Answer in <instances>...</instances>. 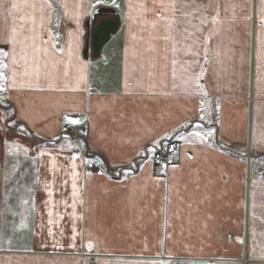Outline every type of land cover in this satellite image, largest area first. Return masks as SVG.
I'll return each instance as SVG.
<instances>
[{
	"label": "crops",
	"instance_id": "obj_1",
	"mask_svg": "<svg viewBox=\"0 0 264 264\" xmlns=\"http://www.w3.org/2000/svg\"><path fill=\"white\" fill-rule=\"evenodd\" d=\"M67 2L72 11H76L75 4H83L80 11L84 36L80 55L94 65L89 77L92 95L87 91L13 93L12 101L5 105H15L17 110L22 106L29 114L28 121H20L25 124V132L10 134V139L33 149L39 145L58 154V168L55 173L49 171L48 157L38 158L33 165L22 155L13 156L6 146H0V264H149L161 259L170 260L171 264H264V58L259 61L258 70L256 56L260 46L256 17L250 22L241 19L256 11L258 0H252V9L237 7V22L232 31L214 37L209 45L208 63L191 54L200 50L194 38L185 40L178 34L184 28L195 32L193 26H199V14L193 8L184 9L191 12V16L175 13L173 35L180 41L176 58L181 63L188 62L185 66L189 74L199 73L203 66L205 73L200 81L203 91L194 83L188 94L181 87L173 89L171 76L160 75L165 61L159 59L167 54L171 60L173 54L164 52L163 41H156L158 51L144 53L145 60L157 58L156 75L151 80L146 74L143 77L145 87L148 83L158 85L155 95L135 88V75L129 83L136 94H122L126 0H117L120 8L113 7L111 0L96 6L95 9L114 10L99 15L96 23L102 19H118L116 32L97 56H93L91 47L84 52L86 37L94 25L91 14L95 9L89 4L95 0ZM181 2L190 4L191 0H177L178 4ZM196 2L207 4L209 0ZM231 2L243 5L244 0ZM149 7H155L151 0ZM207 14L212 15L213 9H207ZM18 15L15 10L9 15L0 9V35L18 23ZM168 15L172 17L173 13ZM61 26H64L63 21ZM144 36L147 39V32ZM218 45L219 56L213 51ZM197 60L200 64L195 63ZM129 63H135L131 56ZM69 80L71 83V77ZM176 83L183 85L179 67ZM98 92L108 97L114 95L117 99L101 110ZM202 100L205 102L203 113L200 112ZM5 106H0V112ZM200 115H204L205 120L200 121ZM65 116L73 119L87 116L85 133L81 136L65 133ZM184 123H201L204 125L202 131L215 128L216 132L210 142L197 145L194 161L184 159L185 141L173 138L178 141L179 151L175 152L172 162L182 169L175 176L181 181L182 189L184 183L188 184L193 203L189 208L187 203L181 204L179 199L172 197L167 213V231L172 233V238L161 248L159 240L164 235V217L153 215V212L161 207L165 194L163 186L157 187L155 181V177L162 175V164L155 163L156 153L148 156L147 164L136 153L152 137L163 135L165 131L171 133L174 127L185 135L197 130L180 128ZM56 137L61 139L56 140ZM69 144L73 145L71 149ZM72 154L81 158L77 162L80 196L76 216L72 215L70 207L73 197L68 158ZM17 161L19 171L5 182V173H12V165ZM35 168L40 170L41 183L38 185L33 184ZM25 171L29 174L22 178L20 174ZM197 171L198 191L189 182L195 179ZM88 172L92 173L91 177L85 175ZM173 175L169 168V184L174 183ZM45 180L53 192L51 197L45 190ZM17 181L23 187L19 192H12L5 204L3 193L17 187ZM25 188L33 189V206L27 210L20 204L21 197L29 195ZM49 211L53 213L51 217ZM20 213L24 214L27 224L24 229L18 228ZM80 215L83 219H77ZM49 219L53 221L51 225ZM74 226L75 241L72 239ZM49 228L54 236L48 235ZM237 238L244 243H238ZM89 240L94 244L91 252L86 248ZM72 244L75 247H70Z\"/></svg>",
	"mask_w": 264,
	"mask_h": 264
},
{
	"label": "snow or ice",
	"instance_id": "obj_2",
	"mask_svg": "<svg viewBox=\"0 0 264 264\" xmlns=\"http://www.w3.org/2000/svg\"><path fill=\"white\" fill-rule=\"evenodd\" d=\"M105 0H95V3H90L89 7L95 9L97 5L103 4ZM151 3L155 7H149V0H126L124 19L126 21V40L123 48V95L136 94L133 90V85L129 83V80L135 75V88L144 89L145 94L155 95L154 89L157 88L156 83H148L145 87L143 77L146 76L151 80L156 75L157 63L156 57H151L148 60L144 59V53H154L158 49L156 47V41H163L165 44L164 52L171 51L172 59L169 60L167 54L159 59L165 61L161 68L160 75L164 77L171 76L172 87L176 89L181 87L185 94L189 93L191 85L194 83L197 89L203 91V86L200 84L201 79L205 73V69L201 65L199 73L189 74V68L185 65L187 61L181 63L176 58V53L179 51L177 45L180 41L173 35V24L176 23L175 13L180 12L182 15L191 16V12H185V8H193L199 14V26H193L195 32H188L187 28H184L182 32L178 31L179 35H183V38H194V43L200 44V50L193 51L191 54L196 57H200L204 63H208L209 60V45L214 37L221 33H230L233 26L237 22V7L242 9L247 7L252 9L254 5L252 0H244L243 5H237L232 3L231 0H209L207 4L197 3L196 0H191L190 4L177 3V0H151ZM113 7L120 8V4L117 0H111ZM76 11L69 9L67 0H0V9H4L6 13L11 15L13 10L19 13L17 20L18 23H14L13 26L5 30L0 35V106H5L12 101V94H23L27 92H80L87 91L89 96L92 95V90L89 87V77L92 73L94 65L91 61L84 59L80 55V49L83 43V28L81 25L83 8L82 3L74 5ZM256 11L252 14L243 15L241 19L244 22H250L254 16L257 21V41L259 48L257 50L256 59L258 61L257 69L259 70V61L264 58V0H258V5L255 6ZM158 8V10H157ZM212 8L213 14L208 15L207 9ZM173 13L172 17H169L168 13ZM230 13V15H229ZM149 14L152 18L149 19ZM61 21L64 22V26H61ZM191 23V21H187ZM211 25L210 28L208 26ZM135 29V30H134ZM207 29V34H205ZM147 32V39H145L144 33ZM196 33L200 36L197 37ZM250 34V33H249ZM169 42L171 44L169 45ZM222 42V41H221ZM144 45H147L144 47ZM189 49L191 45L188 46ZM217 49H214V54L219 56L220 53ZM135 61L130 65L129 58ZM107 58H105V64ZM200 64V60L195 61ZM146 65L149 70L146 71ZM183 80V85H177L178 78ZM138 74V75H137ZM71 77V83L69 78ZM163 87H167V84H163ZM63 85V86H61ZM163 95H169L170 93L162 92ZM206 96L207 93L203 92ZM98 97V105L102 106L101 110L108 108L117 99L116 96H106L103 92L96 93ZM201 101L200 112H204L203 104ZM219 105H217V108ZM89 118L83 116L81 119H73L69 116L64 117L66 124L79 125L83 124ZM29 114L21 106L19 110L15 105L11 107H4L3 112H0V146H6L8 153L13 156L19 157L22 155L25 161H32L35 165L38 158L48 157L51 167L49 171L55 173L58 168V154L48 151L46 148H42L39 145L33 149L30 146L21 145L20 143L11 140L10 134L25 132V124L20 121H28ZM200 121L205 120L204 115H200ZM190 127L196 128V131H189L187 135L182 134L179 129L173 128L171 133L165 131L163 135L158 137H152L148 144L144 145L142 150H138L136 155L143 158L145 164L148 163V156L154 155L158 147H164L163 141L177 138L185 141L187 146L184 151L185 161H194L197 159L196 148L198 144H204L210 142L215 136V128H209L207 131H202L204 125L201 123H184L180 125V128L189 129ZM61 137H56V140ZM78 146V145H77ZM73 145L69 144L68 148L71 149ZM63 148H61V152ZM172 151L178 152V149L173 148ZM176 160L179 159L177 155ZM70 160V171L72 178V197L73 201L70 207L73 209V216H76V204L80 196V189L77 184L80 173L77 171L78 161L80 157L76 154H72ZM5 166L7 161L5 160ZM87 163V161H84ZM19 161L12 165V173H5L4 180L7 182L11 179L13 173L19 171ZM171 169L174 183L168 182V170ZM162 175L155 177L157 187L163 186L164 196L161 201V207L153 212V215H162L164 217L163 238L159 240L161 248H163L165 241L172 238V233L167 231L169 227L167 213L168 205L172 203V197H176L180 200L181 204L187 203V207H192L191 193H188V184H183L181 187V181L176 178L175 173L178 170H182L178 163L169 161L165 158L162 164ZM29 173L25 171L21 173V177L27 176ZM88 177L92 176L91 172L85 174ZM194 184L196 190H199L200 179L199 172L195 173V179L189 181ZM41 183L40 170L35 168V176L33 184L38 185ZM54 183V181H53ZM67 183V181H65ZM211 183V181H209ZM17 187L6 190L3 193V200L5 204L11 196L12 192H19L20 181H17ZM45 190L48 192L49 197L53 195V192L49 186L47 180L44 181ZM25 191L29 194L28 198L21 197L20 204L27 210V208L33 206L31 193L32 188H25ZM183 193V194H182ZM79 203H83L79 200ZM66 206L68 202L65 201ZM10 210V209H9ZM13 216L16 213H12ZM49 217L53 215L52 211L48 212ZM177 219H179L178 213H174ZM21 220L18 225L19 229L27 227L25 223V217L23 213H20ZM62 218V217H61ZM211 217H209L210 219ZM77 219H83V216H77ZM48 223L51 225L53 221L49 219ZM14 227H16L14 225ZM206 227V225H205ZM48 235L54 236L51 228L48 229ZM182 235V233H181ZM73 241L76 239V229L73 227ZM147 237H145V241ZM238 243L243 244L244 241L237 238ZM75 247V244L70 245ZM86 248L91 252L94 248V244L91 240L86 245ZM145 248L147 244L145 243ZM163 255V253H158ZM264 258V254H262ZM149 264H171L170 260L161 259L159 261H152Z\"/></svg>",
	"mask_w": 264,
	"mask_h": 264
},
{
	"label": "water",
	"instance_id": "obj_3",
	"mask_svg": "<svg viewBox=\"0 0 264 264\" xmlns=\"http://www.w3.org/2000/svg\"><path fill=\"white\" fill-rule=\"evenodd\" d=\"M106 12L110 13L114 12V10L110 8H97L93 10L91 14V23L95 24L97 17ZM99 23L100 25H98L94 32L88 34L85 40L84 52L87 53L89 47H91L93 56L99 55L102 46L109 40L110 36L116 32L118 19H102Z\"/></svg>",
	"mask_w": 264,
	"mask_h": 264
},
{
	"label": "built area",
	"instance_id": "obj_4",
	"mask_svg": "<svg viewBox=\"0 0 264 264\" xmlns=\"http://www.w3.org/2000/svg\"><path fill=\"white\" fill-rule=\"evenodd\" d=\"M64 132L71 135L81 136L85 133V123L79 125L65 124L63 126ZM164 147H158L157 152L154 156L156 164H163L165 158L172 161L175 153L172 151L173 148L177 149L178 141L176 139H169L162 142Z\"/></svg>",
	"mask_w": 264,
	"mask_h": 264
},
{
	"label": "flooded vegetation",
	"instance_id": "obj_5",
	"mask_svg": "<svg viewBox=\"0 0 264 264\" xmlns=\"http://www.w3.org/2000/svg\"><path fill=\"white\" fill-rule=\"evenodd\" d=\"M98 25H100V23L99 22H97V23H95L93 26L91 25V27H90V32H89V34H91L92 32H94V30L98 27Z\"/></svg>",
	"mask_w": 264,
	"mask_h": 264
},
{
	"label": "trees",
	"instance_id": "obj_6",
	"mask_svg": "<svg viewBox=\"0 0 264 264\" xmlns=\"http://www.w3.org/2000/svg\"><path fill=\"white\" fill-rule=\"evenodd\" d=\"M89 34V33H88Z\"/></svg>",
	"mask_w": 264,
	"mask_h": 264
}]
</instances>
